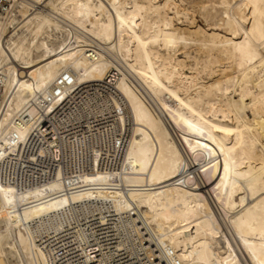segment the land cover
Returning a JSON list of instances; mask_svg holds the SVG:
<instances>
[{"label":"bare ground","instance_id":"obj_1","mask_svg":"<svg viewBox=\"0 0 264 264\" xmlns=\"http://www.w3.org/2000/svg\"><path fill=\"white\" fill-rule=\"evenodd\" d=\"M2 1L0 264H264V0Z\"/></svg>","mask_w":264,"mask_h":264},{"label":"built area","instance_id":"obj_2","mask_svg":"<svg viewBox=\"0 0 264 264\" xmlns=\"http://www.w3.org/2000/svg\"><path fill=\"white\" fill-rule=\"evenodd\" d=\"M18 1H24V2H28V3H30V4H32L31 6L33 7V8H35V7H37L38 5H36V4H34L32 1L33 0H18ZM5 4L6 2L5 1H2V0H0V4Z\"/></svg>","mask_w":264,"mask_h":264},{"label":"rangeland","instance_id":"obj_3","mask_svg":"<svg viewBox=\"0 0 264 264\" xmlns=\"http://www.w3.org/2000/svg\"><path fill=\"white\" fill-rule=\"evenodd\" d=\"M197 20H198V22L200 23V24H202L203 25V22L201 21V19L197 16Z\"/></svg>","mask_w":264,"mask_h":264}]
</instances>
